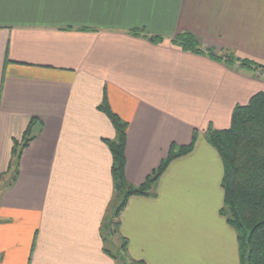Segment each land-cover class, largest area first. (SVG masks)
I'll list each match as a JSON object with an SVG mask.
<instances>
[{"label":"crops","instance_id":"obj_1","mask_svg":"<svg viewBox=\"0 0 264 264\" xmlns=\"http://www.w3.org/2000/svg\"><path fill=\"white\" fill-rule=\"evenodd\" d=\"M250 1L0 0V178L12 139L36 119L15 180L0 190V264H114L99 235L112 197L103 139L115 135L97 109L104 93L128 123L132 185L157 168L171 143L186 145L198 131L191 152L160 176L155 196H133L121 211L131 257L239 264L236 233L219 212L222 163L203 132L209 124L227 128L235 105L264 92V73L171 40L190 32L204 48L264 65V51L227 42L264 40V1ZM134 28L143 32L130 34Z\"/></svg>","mask_w":264,"mask_h":264},{"label":"trees","instance_id":"obj_2","mask_svg":"<svg viewBox=\"0 0 264 264\" xmlns=\"http://www.w3.org/2000/svg\"><path fill=\"white\" fill-rule=\"evenodd\" d=\"M142 29L130 30L132 35H140ZM158 43L159 37L143 35ZM172 44L184 51L205 55L211 60L228 67L259 69L264 65L248 58H239L233 52H215L204 48L190 32L177 33ZM97 109L103 112L114 128L112 139H103L111 155L110 176L112 197L99 226L102 252L114 264H145L131 257L128 239L120 232V213L133 196L153 197L156 185L171 161L182 157L194 147L198 131L192 132L186 145L171 143L166 156L146 179L139 185H132L125 175V145L128 123L112 111L103 94ZM36 119L31 118L20 139H12L11 157L7 170L1 178H10L0 185V190L10 186L15 180L22 150L34 138L32 127ZM207 143L218 153L222 163L220 187L223 198L220 214L236 233L239 264H264V92L254 93L247 103L234 106L230 124L224 129L208 125L203 132ZM0 178V182L1 179Z\"/></svg>","mask_w":264,"mask_h":264},{"label":"rangeland","instance_id":"obj_3","mask_svg":"<svg viewBox=\"0 0 264 264\" xmlns=\"http://www.w3.org/2000/svg\"><path fill=\"white\" fill-rule=\"evenodd\" d=\"M256 2V3H258V1H261V2H263L264 0H251L250 2L251 3H253V2ZM227 42H229V43H231V44H234V45H241V46H243V47H249V48H253V49H251L252 51H254V50H256V51H260V52H263L264 51V45H262L261 47H259L258 48V44H264V40H262V41H259V43H256L257 41H247V39H244V40H240L238 37L235 39V40H233V41H227ZM255 48H258V49H255ZM223 51H227L228 52V50H221V51H219V52H217V53H221V52H223ZM216 52V51H215ZM229 52H232V51H229ZM235 55V54H234ZM237 65V64H236ZM238 66V65H237ZM256 70H259V69H256ZM260 72H262V73H264L262 70H259ZM10 178V176H6V178H2V180H1V182H0V185L3 183V181L4 182H6L8 179ZM220 206H222V204L220 205ZM223 217V216H222Z\"/></svg>","mask_w":264,"mask_h":264}]
</instances>
